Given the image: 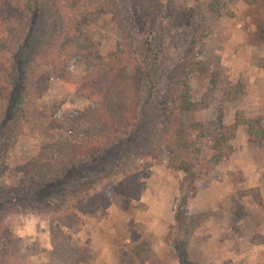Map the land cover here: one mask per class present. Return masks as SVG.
<instances>
[{
    "label": "rangeland",
    "instance_id": "1",
    "mask_svg": "<svg viewBox=\"0 0 264 264\" xmlns=\"http://www.w3.org/2000/svg\"><path fill=\"white\" fill-rule=\"evenodd\" d=\"M53 1L0 0V264H64L53 239L80 264H264V140L233 130L264 128V0H116L77 37ZM174 91L198 108L179 146Z\"/></svg>",
    "mask_w": 264,
    "mask_h": 264
},
{
    "label": "trees",
    "instance_id": "2",
    "mask_svg": "<svg viewBox=\"0 0 264 264\" xmlns=\"http://www.w3.org/2000/svg\"><path fill=\"white\" fill-rule=\"evenodd\" d=\"M36 1H39V0H26V3H27L26 10L24 8L23 9L20 8V11H19V13H17L16 17L22 18V16L25 17V16H27V14L32 16L35 10L31 11V9H30L31 7L29 8V6H31L33 4L36 5ZM53 4H54L55 10L58 13H60L65 19H70V22L73 25L70 27V29H71V31H74L75 33L77 30H79V29L81 30L82 27L87 26L94 21H98V20H100L106 16H109V15L116 17L119 13V5H118L116 0H100L99 3H96L95 1L90 2L89 0H54ZM34 7L35 6L33 5L32 8H34ZM208 7L215 8L216 5L212 3ZM6 20H4V22H6ZM24 21H25V19H24ZM78 34H80V33L79 32L76 33L75 37L79 36ZM59 44L60 43H56L54 45V47H56ZM51 52H53V50ZM67 52H68V49L63 50L61 55L65 54ZM52 55L54 56V53H52ZM57 61L58 60H55L54 64H56ZM119 61H117V62H119ZM62 64H61V66H62ZM104 68H105L106 72H109V75H110L109 77L111 79H113V82L117 76L120 79H122V82H120V84H119V88H122L123 92L127 96L126 100L128 101L127 106H125V108H126L125 109V117H129L130 114L134 116L136 114V111L138 108V103L140 102V92H139L140 85H139L138 80L136 78H134L133 76L127 77L123 71L124 69L120 65L118 66L115 63L111 64L110 62H106ZM125 70H126V67H125ZM195 71H197V69L193 68V72H195ZM4 82L6 83V79L3 80L2 84H0V87L3 86V84L5 85ZM173 95L175 96V98L177 100L176 103L177 104L179 103V107H181V109H180L181 112L178 114V118L176 121L177 130H179L178 132H176V133H178L177 139H176L177 145H178V143L182 144L183 135H185V133H183V132L185 130H187V128H188L186 125H184L185 123L183 120L184 117L182 115V112L183 111L190 112L193 110H197L198 108H197V105H195L191 101H189L187 96H180L178 91H174ZM95 103L97 104V107L100 109L99 115L101 116V120L105 124V127L107 128V130L104 132V134H102L101 137L97 138V141H93V145H97L99 142L106 141V140H108V142H112L114 140V136L112 133V131H113L112 121L110 119H107L109 117L106 116V114L103 112V110H101L102 105L100 104V102H95ZM121 124H122V121L119 122L120 127H121ZM241 125H247L249 127V135H250L252 142L259 144L264 140V128H263L261 122L250 121V120L245 119V118L239 119V117H238L237 122L233 127V130H237V128ZM225 129L226 128H224V126L221 123V136L222 137L223 136L226 137V131L227 130H225ZM125 131L128 132V129L123 128L122 132H125ZM173 145H174V143H173ZM100 146H102V145H100ZM99 150H100V148L96 149L95 151L97 152ZM2 209H4V208H2ZM20 240H21L20 238H15L12 236L11 239H9V244L11 246H14L17 243H21L22 241H20ZM52 245H53L52 246L53 247L52 255H55L56 252L59 254L60 249H62L64 247L63 249L66 252V254L65 253L63 254L64 255V264H68V262L71 261V258H74L72 260L73 263H71V264H80L82 262L80 259H78L80 257L79 254H76L78 252V249H75V248L72 249L69 247V249H68L69 251H68L66 245H63L59 242L57 243L54 241V239H53ZM20 252L21 251L19 249V251H14L13 255H11L13 261H15V259L18 261L15 264H21L22 263V262H20L21 258L19 257ZM184 257L185 258H181V260H182L183 264H186V262L189 261L188 253H186V255ZM77 261H79V262H77Z\"/></svg>",
    "mask_w": 264,
    "mask_h": 264
},
{
    "label": "crops",
    "instance_id": "3",
    "mask_svg": "<svg viewBox=\"0 0 264 264\" xmlns=\"http://www.w3.org/2000/svg\"><path fill=\"white\" fill-rule=\"evenodd\" d=\"M152 208V207H151ZM171 208L172 207H170V208H167L166 210H168V211H170L171 210ZM165 210V216H169L170 214H167V212L168 211H166ZM132 212V211H131ZM167 214V215H166ZM158 232H160V234H163L164 232H163V229H161V230H159ZM155 250L157 251V248H155ZM155 250H153V252L155 253L156 251ZM191 255H189V257H190ZM153 257H155L154 255H153ZM44 258V257H43ZM43 258H42V260H43ZM191 259V258H190ZM135 260H137V259H135ZM142 260V259H141ZM145 260H152L151 258H146ZM156 260V259H155ZM198 260V262H199V259H197ZM197 260H196V258L194 259V261H196L197 262ZM44 261V260H43ZM104 260L103 259H101V260H99L98 262L97 261H95V263L94 264H105V262H103ZM138 261V260H137ZM161 264H165V262L167 261L166 260V258H162V259H160V260H158ZM193 261V260H192ZM192 261H190V262H192ZM103 262V263H102Z\"/></svg>",
    "mask_w": 264,
    "mask_h": 264
}]
</instances>
